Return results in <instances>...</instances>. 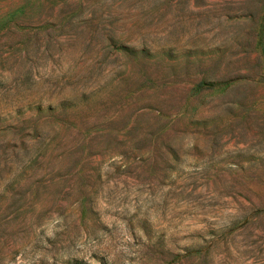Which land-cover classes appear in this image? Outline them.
I'll use <instances>...</instances> for the list:
<instances>
[{"label": "rangeland", "instance_id": "374dc122", "mask_svg": "<svg viewBox=\"0 0 264 264\" xmlns=\"http://www.w3.org/2000/svg\"><path fill=\"white\" fill-rule=\"evenodd\" d=\"M0 264H264V0H0Z\"/></svg>", "mask_w": 264, "mask_h": 264}]
</instances>
